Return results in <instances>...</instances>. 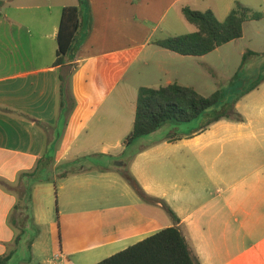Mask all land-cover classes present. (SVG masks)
Wrapping results in <instances>:
<instances>
[{
	"label": "crops",
	"instance_id": "1",
	"mask_svg": "<svg viewBox=\"0 0 264 264\" xmlns=\"http://www.w3.org/2000/svg\"><path fill=\"white\" fill-rule=\"evenodd\" d=\"M89 2L81 14L87 40L74 61L56 66L62 11L79 0H0V258L12 260L33 227L39 233L22 264H50L59 254L61 264H97L178 227L200 264H264V82L236 103L240 121L181 134L169 122L131 145L134 153L124 145L141 88L198 90L194 74L213 70L210 57L239 40L202 57L158 46L197 30L182 9L224 21L239 2L263 22L264 0ZM150 72L157 83L138 86ZM47 153L51 175L29 200L19 177ZM53 224L58 240L47 245L42 227Z\"/></svg>",
	"mask_w": 264,
	"mask_h": 264
},
{
	"label": "trees",
	"instance_id": "2",
	"mask_svg": "<svg viewBox=\"0 0 264 264\" xmlns=\"http://www.w3.org/2000/svg\"><path fill=\"white\" fill-rule=\"evenodd\" d=\"M89 6V0H79V6L64 7L57 36L56 66L74 61L76 53L87 40L91 26L89 32L81 35V14L82 10ZM182 13L197 30L158 40L156 44L180 55L193 57L205 56L223 45L242 38L246 22L259 21L263 18L261 13L239 2L224 21H220L212 10L197 11L184 7ZM263 82L264 77L254 81L248 89L238 93L232 103H226L222 109L215 111L210 110L226 101V96L221 90L205 97L193 87L181 86L177 83L157 89L143 87L138 95L134 126L126 137L124 145L130 147L137 140L154 133L169 122L190 123L204 115L206 119L199 128L204 130L222 119L240 121L242 116L235 110L236 103ZM61 93L68 97V82L66 86H61ZM53 163V156L47 153L38 160L34 171L25 172L19 177V182L24 184L23 194L28 196L29 200L33 185L45 181L42 175L49 172ZM11 258L12 254L1 257L0 264H8ZM97 264L200 263L192 253L182 231L178 227H170Z\"/></svg>",
	"mask_w": 264,
	"mask_h": 264
},
{
	"label": "rangeland",
	"instance_id": "3",
	"mask_svg": "<svg viewBox=\"0 0 264 264\" xmlns=\"http://www.w3.org/2000/svg\"><path fill=\"white\" fill-rule=\"evenodd\" d=\"M2 10L4 11L3 8ZM254 11L258 12L257 9H254ZM252 47L258 49L259 54L251 56V54H249L251 53L249 49H252ZM210 60L211 64L214 66V69L204 74L195 73L194 78L190 83L195 85L198 89L197 91L205 97L211 96L217 90L223 91L226 96V101L210 110L215 111L222 109L226 103H232L238 93L245 91L254 81L264 77V21L246 22L244 24V36L228 45V47L225 49H222L221 56L212 55ZM138 77L139 78L131 76L130 79L134 81V78H136L135 80L138 86H146L157 83V79L151 72L148 74V76ZM205 119L206 116L203 115L190 123H171V125L168 126H180L178 134H181L184 132H189L193 128H199ZM168 131L169 129L166 127L158 136L162 137L168 134ZM136 149L137 145L130 147L129 151L126 152V155L134 153ZM50 175L51 174L49 172H45L42 177L47 179L50 177ZM20 204L23 205V201H20ZM49 207L51 209L52 215H54L56 218L58 211L55 196L50 199ZM19 219L22 220V226L23 223L28 225L26 213L22 212L21 215H19ZM57 226L58 225L55 226L53 224L42 227L44 230L42 241L47 245H51L53 242L58 240ZM27 233L28 234L25 236V238H22L23 240L20 241L22 246L18 248L17 253L9 264H22L24 259L30 256L31 253L28 243L35 239L39 232L35 227H33ZM18 234H21V230L18 231ZM39 261L40 260L38 259L34 264H39ZM26 264L29 263L27 262Z\"/></svg>",
	"mask_w": 264,
	"mask_h": 264
},
{
	"label": "built area",
	"instance_id": "4",
	"mask_svg": "<svg viewBox=\"0 0 264 264\" xmlns=\"http://www.w3.org/2000/svg\"><path fill=\"white\" fill-rule=\"evenodd\" d=\"M61 259V255H57L55 259L50 264H61L59 260Z\"/></svg>",
	"mask_w": 264,
	"mask_h": 264
},
{
	"label": "water",
	"instance_id": "5",
	"mask_svg": "<svg viewBox=\"0 0 264 264\" xmlns=\"http://www.w3.org/2000/svg\"><path fill=\"white\" fill-rule=\"evenodd\" d=\"M119 165H122V163L120 162Z\"/></svg>",
	"mask_w": 264,
	"mask_h": 264
}]
</instances>
